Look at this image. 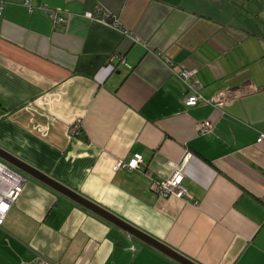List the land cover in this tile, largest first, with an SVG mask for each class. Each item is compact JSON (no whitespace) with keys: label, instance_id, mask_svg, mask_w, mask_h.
<instances>
[{"label":"crops","instance_id":"0c3cea01","mask_svg":"<svg viewBox=\"0 0 264 264\" xmlns=\"http://www.w3.org/2000/svg\"><path fill=\"white\" fill-rule=\"evenodd\" d=\"M31 7L0 0V148L195 264H264V0ZM96 7L128 36L85 18ZM192 68L202 96L230 98L184 107ZM134 155L139 169L115 170ZM180 164L190 198H160L153 182ZM24 178L0 264H180Z\"/></svg>","mask_w":264,"mask_h":264},{"label":"built area","instance_id":"2783aa9c","mask_svg":"<svg viewBox=\"0 0 264 264\" xmlns=\"http://www.w3.org/2000/svg\"><path fill=\"white\" fill-rule=\"evenodd\" d=\"M24 5L30 12L32 11L31 0H24ZM50 15L57 23H61L63 20L60 13L51 12ZM84 16L91 21L107 26L113 30L119 31L123 35L128 36L127 31L121 29L118 20L112 14L104 12L98 7H96L93 12H86ZM130 39L132 42L135 41L133 38ZM113 58L114 57L110 58V61H112ZM124 65L127 66L126 64ZM196 76L197 70L195 68L182 69L177 73V77H179L186 89L182 102L184 107L194 108L197 106L210 105L216 108L219 105L221 106L225 102V100L230 98L227 91L219 92L217 95H214L210 98H205L200 94L202 86L196 79ZM195 128L196 131L201 134L209 133L211 132L212 124L210 121L205 120L203 122L197 123ZM70 132L72 135H76L78 133V125L76 124L72 126ZM262 140H264V134L259 135L257 142H261ZM140 166V156L134 155L127 162L118 161L115 164V170H136L139 169ZM184 166L185 164L173 165L171 174L168 178L153 182L152 189L157 194V196H159L160 198L173 197L185 201L190 198L182 185V181L184 178ZM24 182L25 179L22 175L0 162V226L3 225L10 208L19 197ZM131 248L133 249V247ZM34 264L51 263L39 261Z\"/></svg>","mask_w":264,"mask_h":264},{"label":"water","instance_id":"95a60500","mask_svg":"<svg viewBox=\"0 0 264 264\" xmlns=\"http://www.w3.org/2000/svg\"><path fill=\"white\" fill-rule=\"evenodd\" d=\"M0 161L4 162L5 165L10 167L11 169L15 170L17 173L23 176L30 177L34 180L41 182L42 184L48 186L61 196L75 202L76 204L82 206L83 208L87 209L88 211L94 213L95 215L99 216L100 218L106 220L113 226H115L120 231L126 233L128 236L133 237L140 242L147 244L156 248L157 250L167 254L180 264H195L192 261L188 260L187 258L181 256L174 250L170 249L169 247L165 246L161 242L153 239L152 237L148 236L147 234L141 232L140 230L134 228L133 226L127 224L120 218L116 217L109 211L105 210L104 208L96 205L95 203L91 202L90 200L84 198L77 192L69 189L68 187L64 186L62 183L55 181L51 177L41 173L40 171L36 170L32 166L26 164L25 162L21 161L17 157L9 154L5 150L0 148ZM25 179V178H24Z\"/></svg>","mask_w":264,"mask_h":264},{"label":"rangeland","instance_id":"374dc122","mask_svg":"<svg viewBox=\"0 0 264 264\" xmlns=\"http://www.w3.org/2000/svg\"><path fill=\"white\" fill-rule=\"evenodd\" d=\"M262 141H264V140H262ZM262 141H261V142H262ZM257 143H260V142H257Z\"/></svg>","mask_w":264,"mask_h":264}]
</instances>
